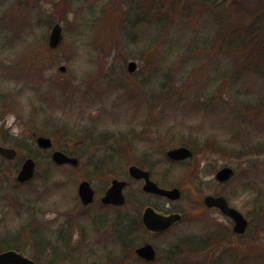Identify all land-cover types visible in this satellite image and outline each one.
<instances>
[{
    "label": "rangeland",
    "instance_id": "1",
    "mask_svg": "<svg viewBox=\"0 0 264 264\" xmlns=\"http://www.w3.org/2000/svg\"><path fill=\"white\" fill-rule=\"evenodd\" d=\"M133 1L0 0V134L4 131L25 144L36 163L34 180L20 187L15 181V162L0 159V238L18 237L20 242L31 243L33 250L28 246L23 251L28 257L34 252L32 234L44 239L41 254L47 264H109L116 257L119 264H143L125 256L126 250L116 242L133 218L132 212L129 215L131 206L103 208L96 194L90 206L82 207L77 197V184L91 169L94 176L89 182L95 190L105 189L113 178L128 180L124 172L98 175L94 165L103 158L119 159L117 150L135 147L157 162L154 173L158 179L168 177L183 187L175 185L182 192L181 200L157 202L164 210L184 212L183 219L166 234L144 235L157 250L158 259L153 264H264V154L242 159L233 155L264 142V106L261 113L252 108L261 115L248 114L240 125L226 110L193 119L184 115L192 116L189 107L185 109L189 104L186 100L197 94L208 98L214 93L225 107L232 98L237 105L256 102L259 94L241 90L260 88L264 63L255 72L241 71L236 84L227 83L238 76L235 64L246 53L238 49L234 58L221 56V51L212 56L208 46L217 31L233 30L254 9L260 8L258 21L264 23V0H234L236 4L224 7L206 6L210 0H174L179 10L174 18L172 14L164 17L160 37L148 16L155 3L141 0L138 10L132 11ZM157 4L168 2L157 0ZM179 7H185L186 12ZM55 24H59L62 36L51 50L47 42ZM257 37L264 40V28L259 27ZM157 38L153 49L160 54L159 69L146 70V65L141 69L139 50ZM248 55L252 65L264 58L254 52ZM129 61L137 65L132 74L126 71ZM167 63L173 68L164 78L158 71ZM61 66L64 71L59 70ZM87 75L91 76L85 78ZM64 84L69 88L66 93L59 88V93L54 92L55 105L45 100L52 87ZM87 84H93L94 90L85 95ZM209 127L213 131H207ZM65 128L84 130L89 136L77 169L53 165L50 152L39 150L32 137L47 136L53 149H58L47 133ZM233 131L240 132V140ZM159 133L196 138L198 153L193 163L198 184H190L185 177L190 163L170 165L161 156L160 151L169 146L159 139ZM208 138L221 140L227 153H202L203 145L206 150L213 145L207 143ZM122 139L127 142L121 144ZM147 140L156 143L149 147ZM59 142L64 143L62 139ZM223 166L234 169L235 175L228 185L219 186L214 174ZM141 185L131 181L123 191L139 215L153 202L139 195ZM217 193L227 197L248 220L242 236H233L232 222L226 216L202 206L205 195ZM186 239L202 241L203 250L185 248L181 251L183 260L170 256L171 246Z\"/></svg>",
    "mask_w": 264,
    "mask_h": 264
},
{
    "label": "trees",
    "instance_id": "2",
    "mask_svg": "<svg viewBox=\"0 0 264 264\" xmlns=\"http://www.w3.org/2000/svg\"><path fill=\"white\" fill-rule=\"evenodd\" d=\"M149 2H154L155 6H151L149 8V21L150 24H154L156 25V31L155 33L157 35L163 33V30L165 28V20L164 17L166 16H172L171 17H175V15L177 14L176 10L177 5H176V1L174 0H165L168 2V4H166L165 6H159V4H157V0H148ZM141 0H134L132 5H133V10H138L139 8V4H140ZM185 3V2H183ZM206 6L208 4V6H212V5H216L217 7H224V6H232L234 4H236V1L234 0H210L207 1L206 3H204ZM204 4H201L202 6ZM185 5V4H184ZM180 10H185L186 8L183 7L181 9V7H179ZM135 9V10H134ZM186 12V10H185ZM260 15V8H257L256 10H252L250 12H247L245 14V19L244 21L240 22L239 24L236 25V27L233 30H224V29H220V31H217L215 33L214 39L211 41V46L205 45V47H209V49H212V56L215 55V53L217 51H221V56H225L228 58H234L235 53L238 49H242L246 55L242 58L239 59V62L237 64H235L233 61L232 63L235 64V66L238 68L237 71L238 72V76L236 78L231 79V81H227V83H232V81L236 84V81H238L239 79V75L241 71H252L255 72V70L257 67H259V65H261L262 63H264V58L260 57L259 60L256 63H253V65L251 63H249L251 61L248 53L254 52L257 54H262L264 55V40H260L257 37V33L259 31V27L264 28V23L263 22H259L258 18ZM156 20H159L158 22ZM181 20V19H180ZM160 23H163L164 25L161 26ZM172 28V25H171ZM170 28V29H171ZM132 29V28H131ZM169 29V30H170ZM223 30L225 32H223ZM121 33H124V31ZM158 37V38H159ZM157 39L152 41V44L149 46V44L144 45L142 50L140 51L139 54V58L141 60V65L140 68L142 69L145 65L147 67H144V70H148V69H153V70H158L160 65H158V63L160 62V54L158 50H154L153 48L156 47V42ZM214 42H217V45L214 46ZM242 43V47L240 46V44ZM161 48V47H158ZM206 49V48H203ZM159 60H156L154 58H157ZM244 66H246L247 68L245 70H241V68H243ZM171 68H173L172 65H168V63L165 65V68H163V70H159L158 72H161L165 78V74H168L169 72H171ZM170 74V73H169ZM91 76V75H90ZM233 76V75H231ZM264 77V76H263ZM262 78V85L260 86V88H257V90L255 89H246L244 88V90L241 91H250L252 94L256 93L259 94L258 97H260V99L257 97L256 102L255 103H248V102H242L239 103L238 105L236 104L237 101L234 100V98L231 99V104L228 107H225L224 104H222V101L217 99V97H215L214 93H210L209 97H203L197 94V96L195 97H190L187 101V103L189 102V104L185 105V109L187 107H189L190 111L193 113L192 116L191 114H184L187 115L188 117H191V119H193V117L195 118L196 116L198 117H208V113L209 115L213 114V112H223V111H228V115H233L234 119L236 122L238 121L240 125L241 123H243L248 119V114H251L252 116L255 115H261L259 113H261V109L263 108L262 106H264V95L261 97V94H264V78ZM167 78V77H166ZM217 80V79H216ZM213 81L212 85L214 86L217 81ZM84 81H87V79H85ZM111 84V83H110ZM116 86V84H115ZM94 85L93 84H87V87L85 88V95L90 94V92L92 90H94ZM128 86L123 85V88L127 90ZM61 89V92L66 93L67 89L69 88L68 84H64L62 87L61 86H57L55 85L54 88L52 87V94H50V97H46L45 96V100L48 101L49 103H52L55 105L56 101V95H54V92L57 93L59 89ZM109 88V86H108ZM114 90H116L113 87ZM206 89V88H204ZM51 92V91H50ZM49 92V93H50ZM59 93V92H58ZM199 93V92H198ZM200 93H203V91H200ZM45 93H42V97H44ZM98 95V94H96ZM16 103L18 102H13V105H16ZM229 104V103H228ZM252 106V107H251ZM258 106V108H257ZM252 108H256L252 109ZM264 112V110H263ZM262 112V113H263ZM262 116L264 117V114H262ZM197 117V118H198ZM210 117V116H209ZM211 118V117H210ZM213 121H215V119H213ZM213 121L211 123H213ZM263 125V124H262ZM208 127V126H207ZM211 129H208L207 131H213L212 127H209ZM206 131V130H205ZM233 131L232 135H234L235 139L240 140V132H236ZM204 133V130H203ZM48 136L52 137L58 145V149L62 150L63 152L67 153V154H72L78 158H81V156L83 155V145L85 143V140L87 137H89L86 132L84 130H73V129H69V128H65L63 130H59V129H55V131H52L50 133H47ZM159 139H161L162 141L165 142V145L169 146V147H176V146H186L188 148H190L193 152V156L189 161H184V162H179V163H173V162H169L166 158H165V152L164 150L160 151L161 156L170 164H177V165H185L190 163L191 166L186 165L185 169L190 168L186 173H185V177L189 180L190 184L196 183L198 184V177H197V172H196V166L193 163V160H195V155L198 153V151H196V138L192 139V135L190 136H186L183 134H178V135H169V134H164L161 135V133L158 134ZM59 139H62L64 143H60ZM210 139V140H209ZM123 142H121V144H125L127 141L126 139H122ZM150 141V142H148ZM159 141V140H158ZM157 141V142H158ZM206 141V140H205ZM146 145L151 147L155 142V140H147L146 141ZM208 144L209 143H213V145L209 144V150H206L205 145H203V149L201 150L202 153H206L208 151H212L211 153H218L221 156H224L227 153V147L223 146L222 141L218 140V139H214V138H208ZM0 144L4 145V146H10L15 148L18 152H17V156L15 159V165L18 166L19 162L26 158V157H31L35 160V156L33 154H31L29 152V150L27 148H25V144H23L22 142H16L13 138L9 137L8 134H6V132H2L0 134ZM129 144V143H128ZM130 146V145H129ZM117 154L119 159L116 160H106V159H99V161L94 165V170L95 172L99 175V174H103V172H106L111 174V175H120L122 172H125L126 166L127 164L130 162V164H135L141 168L147 169L150 173L152 178L160 185L163 187H170L173 185H178L181 189H183L182 185L179 184L178 182H176V180H173L171 178L165 177L163 179H158L155 176L154 173V169H157V162H153L152 156L145 151H139L138 149L134 148H128L124 150L120 149L117 150ZM264 154V142L256 144V147H252V148H248L247 152H241V153H236L234 155V157L236 159H242L245 156H260ZM110 155V154H109ZM108 155V156H109ZM232 155V156H233ZM128 156L131 157L130 160H128ZM107 158V157H106ZM111 158V156H110ZM88 175V176H87ZM87 175L84 176L85 179L89 180L91 179L90 177H93V172L92 169L89 170V172L87 173ZM234 180V177L227 183V185L232 182ZM21 187V185H18ZM102 190H97L96 193L97 194H102ZM141 196L142 193H140ZM131 201L128 200L127 204H130ZM152 206L154 208H156L157 210H161V208L158 206V204H156V202H152ZM125 207V206H124ZM134 209H136V207H133ZM184 215V212H183ZM136 230L137 232H141L142 234L146 235L147 232H145V230L143 229L142 225L139 224H133V225H128L124 226L123 230L121 232H119V235L121 236L118 239V244L120 246H122V250L125 249L126 253L125 256H128L130 258L131 255H133L134 253V248L137 247L138 245H140L142 242L146 241L147 239L144 237H139V238H134V237H130L131 232ZM36 236V235H35ZM32 245L34 246V252H32L31 258L37 263V264H47L45 262L42 261V257L43 255L41 254L42 249L44 248L42 246V243H44V239L39 238V237H34L32 234ZM187 245L185 246V248H191L192 250H197V252H199L200 250H203V242L202 241H195V240H191L188 239L187 240ZM189 243L191 245H189ZM28 246H31V243H27V242H23V241H18V237H1L0 238V252L4 251V250H8V249H12V250H16V251H24V249ZM32 248V246H31ZM33 250V248H32ZM133 253V254H132ZM51 262H48V264H50ZM120 263V258L116 257L115 259H113L112 261H110L109 264H119Z\"/></svg>",
    "mask_w": 264,
    "mask_h": 264
},
{
    "label": "water",
    "instance_id": "3",
    "mask_svg": "<svg viewBox=\"0 0 264 264\" xmlns=\"http://www.w3.org/2000/svg\"><path fill=\"white\" fill-rule=\"evenodd\" d=\"M61 40V28L58 24H55L51 29L48 37V45L50 48H55ZM136 69L134 61L127 63V71L132 73ZM61 71H64V67H60ZM36 144L42 149H49L52 146L51 140L47 137L40 136L36 139ZM0 155L7 159L12 160L15 158L16 151L10 147H3L0 145ZM166 156L170 160L181 161L188 159L192 156V152L185 146H179L171 148L166 151ZM52 161L57 165L70 164L71 166H77L78 160L75 157H70L61 151H53L51 153ZM35 163L33 159L27 158L23 161L17 175L16 181L24 183L29 181L34 175ZM128 175L136 180H143L142 191L151 193L166 198L170 201L178 200L181 196L180 190L176 187L162 188L159 187L154 181L150 179L148 171L143 170L135 165L128 167ZM233 175V170L230 167L220 168L214 175L215 180L218 183H224L228 181ZM126 186V182L123 180L112 179L110 186L106 189L100 201L103 205H122L125 201L123 195V189ZM77 194L80 202L83 205L89 204L93 200L94 191L90 187L87 181H82L78 184ZM202 203L207 208H217L221 213L231 218L233 221V232L237 234L244 233L247 220L243 215L235 208L229 206L227 200L221 196L206 195L204 196ZM181 219L180 214L171 213L163 215L155 211L152 207L148 206L143 210L142 222L144 227L151 232H162L167 230L172 224ZM137 257L151 262L156 257V252L150 243H145L135 249ZM0 264H35L32 260L23 256L21 253L15 251H4L0 253Z\"/></svg>",
    "mask_w": 264,
    "mask_h": 264
},
{
    "label": "flooded vegetation",
    "instance_id": "4",
    "mask_svg": "<svg viewBox=\"0 0 264 264\" xmlns=\"http://www.w3.org/2000/svg\"><path fill=\"white\" fill-rule=\"evenodd\" d=\"M32 136L34 137L35 136V134H32ZM132 165H135V164H132ZM135 166H137V165H135ZM137 167H139V166H137ZM141 168V167H140ZM142 169H144V168H142ZM145 170H147V169H145ZM148 171V170H147ZM149 172V171H148ZM149 174H151L150 172H149ZM127 177H128V175H127ZM126 181V180H125ZM130 182V180H129V178H128V180H127V185H128V183ZM136 182H141V181H136ZM127 187V186H126ZM171 187V186H170ZM170 187H165L166 189H168V188H170ZM142 195L143 196H149V197H152L154 200H155V202H156V204H157V202L158 201H166V202H169V203H173V201H168V200H166V199H164V198H160V197H157V196H154V195H150V194H145V193H142ZM93 197H94V199H95V196L93 195ZM125 197V196H124ZM100 198H101V196L99 197V205H101L100 204ZM128 198H129V196H128ZM94 199L92 200V203L94 202ZM126 200H130V198L129 199H126L125 198V201ZM131 201V203L130 204H127V201L125 202V204L126 205H130L131 206V209H133V210H129L130 212H129V215H130V213L132 212L133 213V218L130 220V222L126 225L127 227H128V225H133L134 223L135 224H138V222H139V224L140 225H142V227H143V229L145 230V228H144V225H143V222H142V213H143V210L146 208V207H148V206H150L149 204H147L144 208H143V210L141 211V213H140V215H139V213H138V211L136 212V211H134V208L133 207H136L135 205H134V203H133V201L132 200H130ZM176 202V201H175ZM91 203V204H92ZM90 204V205H91ZM124 204V206H126ZM90 205H88V206H90ZM123 206V205H122ZM159 206V205H158ZM87 207V206H86ZM106 208L108 207H111V208H121V206H105ZM151 207H153V206H151ZM160 207V206H159ZM154 208V207H153ZM161 208V207H160ZM154 209H156V208H154ZM161 212H162V214H171V213H179V212H176V211H172V210H164V209H162L161 208ZM131 213V214H132ZM181 214V213H180ZM135 215V216H134ZM178 223H175V224H173L170 228H168L166 231H163V232H154V233H152V234H157V235H163V234H166L169 230H171V228H173L175 225H177ZM145 232H147V234H148V231H146L145 230ZM244 234V233H243ZM243 234H241V235H239V236H242ZM234 235V234H233ZM143 237L144 238V234H142L141 232L139 233V232H137L136 230H134V231H132L131 232V235H130V237H134V238H139V237ZM187 240L188 239H186V240H184L185 242H183L182 240H179V242L177 241L173 246H171V251H170V256H175V257H177V259L178 260H183V259H186L183 255H182V250L183 249H185V247H184V245H187L188 243H187ZM147 241H144V242H142L140 245H138L137 247H139V246H141V245H143V244H145ZM189 245H191L190 243H189ZM152 246H153V244H152ZM137 247H135L134 248V254L133 255H131V257L133 256L135 259H137V260H139L140 262H142V263H145V261L144 260H142V259H139L136 255H135V249L137 248ZM153 248L155 249V247L153 246ZM4 251H8V250H4ZM4 251H1V252H4ZM0 252V253H1ZM17 252H19V251H17ZM155 252H156V255H157V250L155 249ZM170 256H169V258H170ZM183 257V258H182ZM174 258V257H173ZM174 259H176V258H174Z\"/></svg>",
    "mask_w": 264,
    "mask_h": 264
}]
</instances>
